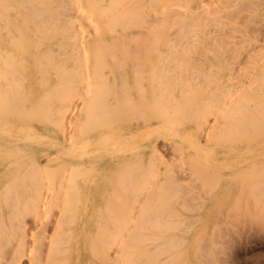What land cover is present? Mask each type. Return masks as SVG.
I'll use <instances>...</instances> for the list:
<instances>
[{
    "label": "bare ground",
    "instance_id": "obj_1",
    "mask_svg": "<svg viewBox=\"0 0 264 264\" xmlns=\"http://www.w3.org/2000/svg\"><path fill=\"white\" fill-rule=\"evenodd\" d=\"M227 1L0 0V264H168L164 211L264 156V1Z\"/></svg>",
    "mask_w": 264,
    "mask_h": 264
},
{
    "label": "rangeland",
    "instance_id": "obj_2",
    "mask_svg": "<svg viewBox=\"0 0 264 264\" xmlns=\"http://www.w3.org/2000/svg\"><path fill=\"white\" fill-rule=\"evenodd\" d=\"M203 1L205 2V0ZM210 1L212 2L211 7H213V5L215 6V4L217 3H220V0ZM234 1L235 0H229L227 1L228 3L225 2V9H222L223 6L221 5L224 4H222V1L220 3L221 5L218 4L221 6L220 8L216 5L218 12L220 10V13L218 14L221 15V13L227 14L231 13L230 11H236L237 7H241L237 5H242V7L244 5L245 7V2L242 1L240 4V0H236L235 2ZM227 4H229L230 7ZM259 5V7L255 5L257 8L255 6H251L252 9H248L249 11L245 10V12L252 11V14L258 12L263 15L264 12L261 11H264V4ZM232 7L234 8V10H231L233 9ZM249 7L250 5H248V7L246 8ZM224 10L229 11L225 12ZM261 14L256 13L255 16L257 18L252 17L250 19L253 20L254 18V20H256L258 18H261ZM262 61H264V58L260 60V62ZM161 147L164 146L161 144ZM163 152L164 154L168 153L165 151ZM165 158L167 159V162L171 161V164L174 161L178 162L179 160L178 158L170 160L172 159V157L168 158V156L166 155ZM182 160L186 161L187 159H180V161ZM189 161L191 160L188 159V162ZM239 161L240 160L234 158L229 159L225 162L227 163V167L221 168L219 166L218 160H211V166L209 167V169L211 170H206L204 169V167L203 170L201 166V169L203 171H209V173H214L215 175H218L215 173L216 171L217 173L223 171V173L221 172L223 175L220 173V178L222 180L220 179L219 181V178H216V180H218L219 182L215 180V175L213 174L214 178L211 179H214L216 183L212 180V182H214V186L211 184L213 186V189L210 190L211 192H205V194L209 195H207L206 197L205 194L201 193L203 195L201 196L208 198V200H202L205 198L200 199L201 197L198 194L199 192L197 193L198 198L196 197V200H194V198L191 199L192 196L195 197L196 192L187 193L188 190L185 189V192L187 194L190 193L189 195H192L191 193H193L192 196H189L186 193L184 194L183 191H180V193L182 192L184 194V198L185 195H187V197H190L189 199L187 198V200L189 201L191 199L193 201H190L191 205H189V202L187 201L186 202L188 204L185 203V205L182 202L184 206H186L187 204V210L184 206V209L182 210V206L179 207L175 204L169 206V203H167L166 207L169 206L170 208L168 209L167 207L168 210L164 208L166 211H164L163 209L164 215L162 217L163 219L161 220V223L164 222L163 224L165 227L162 226L163 224H159L160 226L164 227V229L162 228L164 232H161V234L163 235H161L160 237V241L164 240V246H159L160 248H164V251H162V253L164 254L162 255L164 257L166 256V262L168 264H178L180 260H183L181 264H264V156H254V158L246 160L242 172H233L230 173V175L233 174L234 176H228L229 173L227 174L226 172L233 171L229 167L233 166V164L239 163ZM168 163L169 165H171L170 162ZM187 164H184V166ZM202 170L199 169L200 173L202 172ZM205 172V178L203 177V173H201L202 175L200 176L202 177L198 176L199 179H196L197 181L199 180L201 185H203V180L206 178L208 179V176L210 175L208 173L207 176V173ZM224 173H226V175H224ZM211 176L212 174L210 175V177ZM194 178L195 175L193 179ZM202 178L204 179L202 180ZM197 181L194 182L198 184L199 182ZM209 182L210 180H208V182L207 180H204V184H208ZM204 186L202 188H204ZM200 189L201 188H198V190L196 191H199ZM202 190L203 192L205 191V189ZM169 191L172 192V190ZM169 191L168 193L165 192V194H169ZM177 194L178 193H176V195ZM182 196L183 195H181V197ZM210 198L211 201L209 200ZM195 201L197 202L196 207H192L193 205L195 206ZM170 203H172V200ZM192 203L194 204L192 205ZM201 205L202 207H200ZM150 222L151 224L153 223L152 214H150ZM158 232L160 234L159 230ZM149 236L151 239L149 251L151 252L150 259L152 264V260L154 258L153 253H155L154 242L152 241V238L156 235L154 236L152 230H150ZM157 237L159 238V235H157ZM158 244L159 242L157 243V245ZM22 264L25 263L23 262Z\"/></svg>",
    "mask_w": 264,
    "mask_h": 264
}]
</instances>
